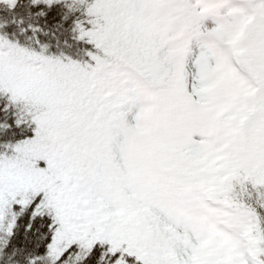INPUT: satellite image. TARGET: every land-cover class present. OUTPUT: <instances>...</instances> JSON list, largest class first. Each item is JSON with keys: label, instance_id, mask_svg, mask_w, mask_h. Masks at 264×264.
<instances>
[{"label": "snow or ice", "instance_id": "1", "mask_svg": "<svg viewBox=\"0 0 264 264\" xmlns=\"http://www.w3.org/2000/svg\"><path fill=\"white\" fill-rule=\"evenodd\" d=\"M0 264H264V0H0Z\"/></svg>", "mask_w": 264, "mask_h": 264}]
</instances>
